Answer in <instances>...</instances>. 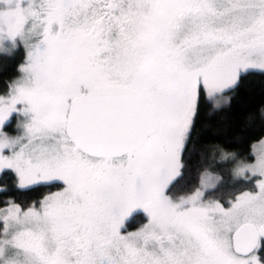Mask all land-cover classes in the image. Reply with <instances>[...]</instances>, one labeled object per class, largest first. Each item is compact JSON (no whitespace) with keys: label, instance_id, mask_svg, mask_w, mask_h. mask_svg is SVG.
Here are the masks:
<instances>
[{"label":"snow or ice","instance_id":"obj_1","mask_svg":"<svg viewBox=\"0 0 264 264\" xmlns=\"http://www.w3.org/2000/svg\"><path fill=\"white\" fill-rule=\"evenodd\" d=\"M17 52L0 264H264V138L212 147L227 198L189 167L201 114L264 75V0H0V54Z\"/></svg>","mask_w":264,"mask_h":264},{"label":"trees","instance_id":"obj_2","mask_svg":"<svg viewBox=\"0 0 264 264\" xmlns=\"http://www.w3.org/2000/svg\"><path fill=\"white\" fill-rule=\"evenodd\" d=\"M22 55L21 52L12 56L0 54V90H3L7 82L16 75ZM262 107L264 75L253 71L241 82L240 87L231 95L228 105L221 111L211 116L201 114L196 129L197 151L189 161L190 179L193 182L197 180L199 171L208 167L222 176V181L215 190L216 197L227 198L239 187L230 181L227 166L218 163V153L216 159H213L211 149L214 145H221L226 146L228 151L249 154L252 146L264 133V121L259 117V110ZM249 114L255 115L256 118L246 122ZM34 198L36 194H29L19 197V200L29 202Z\"/></svg>","mask_w":264,"mask_h":264},{"label":"rangeland","instance_id":"obj_3","mask_svg":"<svg viewBox=\"0 0 264 264\" xmlns=\"http://www.w3.org/2000/svg\"><path fill=\"white\" fill-rule=\"evenodd\" d=\"M254 72H258V71H254ZM262 138H264V137H262ZM258 143H259V140L252 146V148H251V150H250V152L249 153H251L252 151H253V148H254V146H257L258 145ZM213 172V171H212ZM215 173V172H214ZM230 177V176H229ZM230 181L231 182H233V180H232V178L230 177Z\"/></svg>","mask_w":264,"mask_h":264},{"label":"flooded vegetation","instance_id":"obj_4","mask_svg":"<svg viewBox=\"0 0 264 264\" xmlns=\"http://www.w3.org/2000/svg\"><path fill=\"white\" fill-rule=\"evenodd\" d=\"M135 227H138V224L134 225V226H133V229H130V230H134Z\"/></svg>","mask_w":264,"mask_h":264}]
</instances>
